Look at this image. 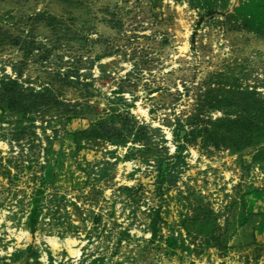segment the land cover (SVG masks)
I'll use <instances>...</instances> for the list:
<instances>
[{"label":"rangeland","instance_id":"rangeland-1","mask_svg":"<svg viewBox=\"0 0 264 264\" xmlns=\"http://www.w3.org/2000/svg\"><path fill=\"white\" fill-rule=\"evenodd\" d=\"M0 264H264V0H0Z\"/></svg>","mask_w":264,"mask_h":264},{"label":"bare ground","instance_id":"bare-ground-1","mask_svg":"<svg viewBox=\"0 0 264 264\" xmlns=\"http://www.w3.org/2000/svg\"><path fill=\"white\" fill-rule=\"evenodd\" d=\"M234 1H237V0H234ZM186 48L187 47H184V49H186ZM142 112H144V111H142ZM168 137L171 138V134H168ZM128 165L131 166V164H128ZM120 167H122V165ZM68 243H69L68 246H70L68 249V253L70 254V257H74L77 259L79 254H80V251H79V249H73L71 247L72 244H76V240L75 239L69 240ZM50 244H51L54 251H56L59 248V243L56 239H53V238L50 239Z\"/></svg>","mask_w":264,"mask_h":264}]
</instances>
